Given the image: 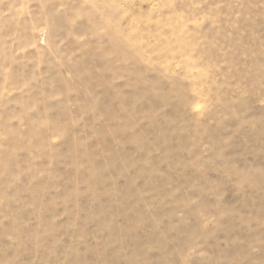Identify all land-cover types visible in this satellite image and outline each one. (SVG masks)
<instances>
[{
  "label": "rangeland",
  "instance_id": "1",
  "mask_svg": "<svg viewBox=\"0 0 264 264\" xmlns=\"http://www.w3.org/2000/svg\"><path fill=\"white\" fill-rule=\"evenodd\" d=\"M0 264H264V0H0Z\"/></svg>",
  "mask_w": 264,
  "mask_h": 264
}]
</instances>
